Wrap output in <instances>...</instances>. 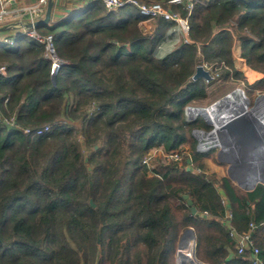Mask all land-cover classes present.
I'll return each mask as SVG.
<instances>
[{
    "label": "trees",
    "instance_id": "trees-1",
    "mask_svg": "<svg viewBox=\"0 0 264 264\" xmlns=\"http://www.w3.org/2000/svg\"><path fill=\"white\" fill-rule=\"evenodd\" d=\"M189 21V41L159 57L173 21L85 0L35 28L53 36L56 72L47 41L26 30L0 39V264H95L99 252L98 264H177L191 227L199 261L252 264L231 234L251 223L264 261V183L247 190L209 173L214 150L198 151L193 131L211 126L186 114L209 96L210 82L191 80L199 63L241 77L235 49L263 74L247 94L254 102L264 92V0L198 2ZM186 143L192 153L181 166L143 163L153 148L173 153Z\"/></svg>",
    "mask_w": 264,
    "mask_h": 264
},
{
    "label": "water",
    "instance_id": "water-1",
    "mask_svg": "<svg viewBox=\"0 0 264 264\" xmlns=\"http://www.w3.org/2000/svg\"><path fill=\"white\" fill-rule=\"evenodd\" d=\"M53 6L54 0H49L45 17L34 23L29 22L26 24L27 27L48 24L51 21ZM1 28L5 29L7 26L0 27V30ZM200 78L207 82L214 79L211 71L203 63L196 66L191 80ZM53 79L55 81V72ZM209 109L214 113L216 122H212L208 117ZM186 114L190 121L202 116L211 126L209 130L194 129L193 134L198 140V151L206 152L211 148L220 147L218 158L229 163V176L247 190L254 189L260 182L264 183V92L250 106L244 93L237 88L208 108L188 106ZM217 136L222 140L221 144L217 143ZM188 162L191 164L190 158ZM185 198L192 213L196 214L197 208L193 199L188 194H185ZM100 233L101 228L97 233L98 243L101 242ZM99 254L95 264H98ZM177 255L179 264H208L199 261L196 256V234L192 227L183 232Z\"/></svg>",
    "mask_w": 264,
    "mask_h": 264
},
{
    "label": "built area",
    "instance_id": "built-area-1",
    "mask_svg": "<svg viewBox=\"0 0 264 264\" xmlns=\"http://www.w3.org/2000/svg\"><path fill=\"white\" fill-rule=\"evenodd\" d=\"M49 0H38L37 3L33 5H25L21 4L18 5L14 2V0H0V25H4L6 23H10L13 20V16H19L26 13L29 16L28 20H22L19 17H15L18 22L14 25L16 27L24 28L26 33L30 36H33L41 41H47V48L49 50L50 56L53 58V69L56 72L57 69L60 67L59 58L55 55V49L52 44L53 36L51 34L47 36H41L37 31L36 27L29 28L26 24L29 22L34 23L35 21L39 20V14L43 10L44 6L48 4ZM104 4L107 12L119 9L123 7H127L129 5L135 6L137 8V12L140 16L144 17L145 19H154V18H164L169 21H173L174 25L169 28L168 33L165 39L158 45L157 47V54L160 56H165L169 52H171L181 41L180 32H183L185 37V41H189L188 33L190 30V16L191 12L198 2L201 4H206L209 0H169L168 2L164 1H141V0H100ZM174 5H183L188 14L182 15L181 12L175 11L172 9ZM146 22V20L144 21ZM8 26V25H7ZM5 42H12L11 38H5ZM240 58V55H239ZM241 59H243L241 57ZM246 67L249 65L246 63ZM248 65V66H247ZM251 70V67H248V71ZM0 74H6V67L5 65L0 66ZM247 81L251 83L250 78L247 76ZM245 96V94H244ZM246 97V96H245ZM247 98V97H246ZM248 100V98H247ZM249 101V100H248ZM50 128L49 125L40 128L37 130V133H43L44 131ZM29 129H26L28 132ZM174 153V152H173ZM171 153V155L173 154ZM174 156L176 159H181L179 157V153H175ZM143 163H146L150 166L148 159L143 160ZM225 201V198H223ZM228 217H232V212L228 213ZM255 225L251 223V230L242 234H238L236 231L232 230L231 234L235 237L237 242V251L241 255L248 254L249 259L251 260L252 264H264V261L260 258V248L256 245L255 240L252 235V231L254 230ZM253 258V259H252Z\"/></svg>",
    "mask_w": 264,
    "mask_h": 264
},
{
    "label": "rangeland",
    "instance_id": "rangeland-1",
    "mask_svg": "<svg viewBox=\"0 0 264 264\" xmlns=\"http://www.w3.org/2000/svg\"><path fill=\"white\" fill-rule=\"evenodd\" d=\"M149 27H150V24H146V23L142 26L143 29H148ZM21 31H22V28L20 27H10L4 30H0V39L17 36ZM203 64L211 71L212 75L214 76V79L210 81V85L208 87L209 96L207 99H203L199 102L190 103L188 105L189 107L194 106V107H207L208 108L211 105L218 102L219 100H221L222 98H224L225 96H227L228 94H230L231 92H233L237 88L243 91V93L249 100V105L252 106L254 102L252 100L251 95L249 96L247 94V84L244 81L248 80L246 77V74H247V76L250 78V81L254 82V80L256 79L255 77L257 76V73H254L253 71H259V70L252 68L253 71H248L249 66L247 65L248 67H246L244 61L239 62L238 60V64L236 65L238 66V69L241 71L242 75L240 78H236L234 75V72H231V74H229L228 76L224 75L225 68L223 66L214 67V66H209L206 63H203ZM1 65H5V64L2 63ZM252 96L254 97V95ZM257 97H258V92L255 93V99ZM190 116H192V114H190ZM76 125L79 127L81 125V122L77 121ZM212 149L214 150L215 157L213 158L208 157L206 159L208 172L214 173L216 174L218 178H221L223 173L228 174L229 163L222 162L218 158L220 147H215ZM177 152L179 153V157H181V159H176V157L174 156V154ZM190 153H192V146L190 143L183 144L181 148L179 150L174 151L172 155L170 152L165 151L163 147H156L150 150V152L143 158V160L148 159L151 168L153 167V168H156L157 170L164 171L166 169V166H171V164H178L180 166L183 165L184 159ZM187 166H191V164H188ZM176 261H177V264H179L177 254H176Z\"/></svg>",
    "mask_w": 264,
    "mask_h": 264
},
{
    "label": "crops",
    "instance_id": "crops-1",
    "mask_svg": "<svg viewBox=\"0 0 264 264\" xmlns=\"http://www.w3.org/2000/svg\"><path fill=\"white\" fill-rule=\"evenodd\" d=\"M14 2L16 3V4H18V5H21V4H25V5H27V6H29V5H33V4H35V3H37L38 2V0H14ZM84 2H85V0H55V4H54V6H53V9H52V17H51V21H54V20H57L59 17H61V16H63V15H65V14H68V13H70V12H74V11H78V10H80L82 7H83V5H84ZM48 5V4H47ZM47 5L46 6H44V8H43V10L40 12V14H39V20L40 19H42V18H44L45 17V14H46V10H47ZM23 15V17L21 16V15H19V16H13V17H11V18H13V20H11V22L10 23H6V24H4V25H0V27H4V26H7V28H10V27H16L14 24L16 23V22H18V20L17 19H14L15 17H19L20 19H22V20H28L29 19V16H28V14H26V13H24V14H22ZM50 21V22H51ZM145 20H143L142 21V23L143 24H147V22H144ZM49 22V23H50ZM7 28H5V29H7ZM2 29V28H1ZM23 29L24 28H22V31H23ZM2 30H4V29H2ZM180 36H181V41L180 42H182V41H185V39H184V37H185V35H184V33L183 32H180ZM189 38V37H188ZM158 55V54H157ZM239 55H240V53H239V51L238 50H234V57H235V59H236V61H237V64H238V60H239V62L240 61H243V59H241V55H240V58H239ZM159 57H163V56H160V55H158ZM250 71H253L252 70V68H251V70ZM254 73H257V79H255L254 80V82L256 81V80H258L259 78H261L262 77V72H259V71H253ZM246 84H252V83H254L253 81H251V83L250 82H248L247 80L246 81H244ZM260 94H258V96H259ZM212 149V148H211ZM209 151H210V149H209ZM207 152V151H206ZM223 162V161H222ZM226 163V162H225ZM219 172H220V170H219ZM225 175H228L229 176V174H222V177L223 176H225ZM231 178V177H230ZM232 179V178H231ZM233 180V179H232ZM234 181V180H233ZM236 182V181H235ZM238 184V183H237ZM223 197H225V196H223Z\"/></svg>",
    "mask_w": 264,
    "mask_h": 264
},
{
    "label": "bare ground",
    "instance_id": "bare-ground-1",
    "mask_svg": "<svg viewBox=\"0 0 264 264\" xmlns=\"http://www.w3.org/2000/svg\"><path fill=\"white\" fill-rule=\"evenodd\" d=\"M239 90H240L241 92H243L241 89H239ZM247 102H248V105H249V101H248V100H247ZM212 114H213L212 110L209 109V110H208V117L213 118V119H216V118L213 117ZM211 121L214 122L215 120H211ZM215 122H216V121H215ZM216 141H217L218 144H221V143H222V140L220 139L219 136H217Z\"/></svg>",
    "mask_w": 264,
    "mask_h": 264
},
{
    "label": "flooded vegetation",
    "instance_id": "flooded-vegetation-1",
    "mask_svg": "<svg viewBox=\"0 0 264 264\" xmlns=\"http://www.w3.org/2000/svg\"><path fill=\"white\" fill-rule=\"evenodd\" d=\"M213 115V117L215 118V115H214V113L212 114ZM210 118V117H209ZM211 120H215L216 121V119H213V118H210Z\"/></svg>",
    "mask_w": 264,
    "mask_h": 264
}]
</instances>
